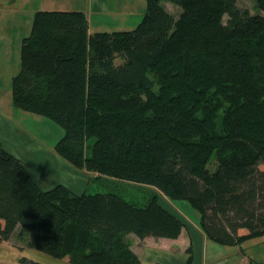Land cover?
Instances as JSON below:
<instances>
[{
    "label": "trees",
    "instance_id": "trees-1",
    "mask_svg": "<svg viewBox=\"0 0 264 264\" xmlns=\"http://www.w3.org/2000/svg\"><path fill=\"white\" fill-rule=\"evenodd\" d=\"M167 1L176 18L145 0L130 30L89 33L82 10L33 13L12 105L63 129L54 151L73 167L155 192L140 205L44 189L0 145V242L15 236L72 264H142L128 233L176 238L182 228L160 194L187 201L216 243L264 236V0L255 13L237 0Z\"/></svg>",
    "mask_w": 264,
    "mask_h": 264
},
{
    "label": "rangeland",
    "instance_id": "rangeland-1",
    "mask_svg": "<svg viewBox=\"0 0 264 264\" xmlns=\"http://www.w3.org/2000/svg\"><path fill=\"white\" fill-rule=\"evenodd\" d=\"M34 1L33 3L19 4L17 0H10L8 12L5 9L4 13H0L2 16L9 13L8 19L1 21L0 18V50H2V45L4 52L7 45L9 49L8 64L4 68L0 67V145L20 159L44 189L63 185L74 194L112 191L120 194L127 201L142 205L155 192V189L148 185L101 175L85 168L73 167L54 151V145L63 135V129L45 116L24 111L12 105L11 80L19 70L20 42L30 31L33 13L36 10H77L82 8V0ZM106 3L107 12L105 14H91L92 28L94 23L100 20L109 25V31L111 29H133L140 22L146 10L145 0H106ZM5 4L7 5V3ZM161 4L175 18L178 16L179 7L167 0H161ZM237 5L248 9L251 13L257 12L254 0H237ZM226 17L224 15L223 21ZM117 62L119 61L117 60ZM214 166V163H211L209 168L212 170ZM178 202L182 203L181 207L174 205ZM161 203L170 211L172 209L181 220L184 219L183 213L198 219L196 211L185 200H178L170 204V202L166 203L161 199ZM10 242L17 243L20 240L13 236ZM217 246L216 255H222L225 253L222 249L230 248L229 245L219 243ZM240 246L247 257L243 259L244 261L242 260L241 264H264V236L248 239ZM235 248L237 250L238 247ZM216 257L214 256V258ZM249 258L253 262H250ZM216 264H221V262L217 261Z\"/></svg>",
    "mask_w": 264,
    "mask_h": 264
},
{
    "label": "crops",
    "instance_id": "crops-1",
    "mask_svg": "<svg viewBox=\"0 0 264 264\" xmlns=\"http://www.w3.org/2000/svg\"><path fill=\"white\" fill-rule=\"evenodd\" d=\"M82 0V10L87 15L88 32L109 31L108 24L96 21L92 28L91 14H105L107 12L106 0ZM34 0H17V3H33ZM7 3V5L5 4ZM10 0H0V13L5 9L9 10ZM8 14L0 15L1 21L8 19ZM113 29H111L112 31ZM0 50V67L7 66L9 61V49L4 52L2 45ZM151 187V186H150ZM153 188V187H151ZM154 189V188H153ZM166 203H175L174 200L168 199L163 194L159 196ZM182 206L178 202L174 204ZM169 209V208H168ZM172 211V209H171ZM174 212V211H173ZM184 214L182 228L176 238L146 236L139 238L133 233L126 235V240L131 250L137 255L142 264L161 263V264H241L242 260L247 258L240 245H229L230 248L222 249V255H216L218 249L217 243L209 239L201 229L198 219H194ZM12 239V238H11ZM0 242V264H20L21 258H27L41 264H72L65 259L51 257L48 254L26 246L23 242ZM216 243V244H215ZM235 247H238L237 250ZM242 250V251H241ZM210 252V253H209ZM214 256H217L214 258ZM251 258H249V261ZM244 261V260H243ZM215 262V263H214Z\"/></svg>",
    "mask_w": 264,
    "mask_h": 264
}]
</instances>
